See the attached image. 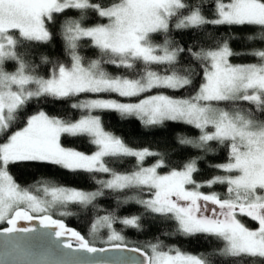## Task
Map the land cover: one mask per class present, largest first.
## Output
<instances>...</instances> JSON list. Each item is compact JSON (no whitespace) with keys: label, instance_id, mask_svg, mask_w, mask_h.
I'll return each instance as SVG.
<instances>
[{"label":"snow or ice","instance_id":"6c2138e0","mask_svg":"<svg viewBox=\"0 0 264 264\" xmlns=\"http://www.w3.org/2000/svg\"><path fill=\"white\" fill-rule=\"evenodd\" d=\"M205 8L213 15H204ZM68 10L78 15L63 17L56 34L68 62L53 61L37 49L55 46L48 25H55L56 16ZM92 13L107 23L87 25ZM170 26L203 30L209 44L193 41L185 47L172 38ZM205 26L252 27L256 32L245 36V41L264 44V0H112L107 5L93 0H0V224L10 225L0 235L29 233L32 229L17 227L18 221L42 214L40 223L56 229L51 235L68 237L66 242L50 241L42 251L20 238L7 241L0 254L4 264H59L57 255L110 250L138 253L142 258L136 264H219L222 258L264 264V50L237 52ZM157 35L160 41L155 40ZM89 47L98 50V58L83 54ZM182 53L193 63L182 64ZM241 55H250L257 62H230ZM9 63L15 66L12 70L6 67ZM106 65L123 72L110 73ZM197 65L202 82L192 95H145L154 89L192 88L201 74ZM41 66L49 68L47 77L37 71ZM82 94H95V98H80ZM113 94L124 100L111 98ZM136 97L143 98L133 101ZM56 101H70L69 107L81 115L73 120L71 113L58 117L42 108L24 115L29 103ZM102 112H115L122 120L135 118L145 129L163 127L165 122L192 126L200 135L189 138L178 134V143L202 155L172 161L157 151L133 149L105 130L97 114ZM18 124L23 126L10 132ZM62 137L86 138L95 151L85 154L65 147ZM220 147L227 149L228 160L209 167L223 174L197 181L198 160L217 154ZM150 157L157 159L145 165ZM106 158H112L113 166ZM121 158H134L130 172L115 169L116 164L125 162ZM16 164L53 165L72 173L110 178L93 175L99 186L95 191L49 189L45 185V198H41L22 188L10 174L9 166ZM161 168L168 171L161 173ZM216 185L226 186L223 198L216 191H201ZM106 190L123 193L120 204L133 203L152 218L173 223V230H165L163 235L185 240L213 237L220 248L204 258L162 241L146 245L150 253L128 247L114 225L140 229L141 217L137 215L119 218L109 211L99 216L91 224V241L53 219L54 209L69 204L95 207L94 202L104 197ZM72 215L59 212L61 217ZM241 216L256 222L258 228H248ZM102 229L107 230L106 239L99 236ZM96 242L109 247L93 246ZM61 248L69 251L61 252Z\"/></svg>","mask_w":264,"mask_h":264},{"label":"trees","instance_id":"16d2710c","mask_svg":"<svg viewBox=\"0 0 264 264\" xmlns=\"http://www.w3.org/2000/svg\"><path fill=\"white\" fill-rule=\"evenodd\" d=\"M93 2H99L102 4H109L112 0H93ZM211 5H209V8ZM205 8L204 15L212 16L213 13ZM78 13L72 10H68L63 14L56 16L57 23L55 25L49 24L48 27L51 29L54 39L51 46H41L37 50L39 52L45 53L50 60H56L67 63L68 58L65 56L64 49L62 47V42L57 38L56 34L59 28V22L63 17H75ZM91 18L85 21L87 25H95L97 23L104 24L107 21L103 18L97 17L94 13L90 14ZM208 32L214 33L216 36H222L225 40L230 43V46L237 52L245 49H257L264 50V44H252L245 41L244 37L247 35L254 34L256 29L248 26L244 27H232L231 29L227 26H221L217 28H211L205 26ZM172 38L179 44L187 47L192 44L193 41H199L200 43L207 46L209 41L205 38L203 30L189 29V30H176L170 26ZM231 36H236L238 39H231ZM156 41L161 40V36H155ZM84 43H88L85 41ZM98 50L89 47L83 54L88 58H98ZM182 64L188 65L192 64L193 61L186 53H182L179 57ZM231 60L238 64H248L256 63L257 59L250 55L233 56ZM38 62V61H37ZM8 70H12L15 66L11 63L6 65ZM106 70L110 73L117 74L123 72L122 69H117L112 66L106 65ZM197 70L201 72L200 76H197L195 83L192 88L185 89L181 91H170L167 89H154L152 93H146L145 95H152L155 93H166L174 97H183L185 95H192L199 84L202 82V70L199 69L197 65ZM39 73L47 77L49 75V68L47 66H41L37 69ZM102 95V94H101ZM95 94H82L80 98H91ZM104 96V94H103ZM111 98H116L119 100H124V98L117 97L113 94ZM143 97L132 98L133 101L142 99ZM70 101H56L50 102L48 104L36 105L34 102L29 103L24 115H29L38 110V108L44 109L49 115H56L58 117H67L71 113V118L73 120L77 119L81 113L76 110H72L69 107ZM227 107L226 105H224ZM101 115L102 123L106 131L112 132L114 135L121 137L127 145L136 150L149 149L152 151H157L163 153L166 157L172 161H187L189 158L199 157L202 153L198 150L191 148L190 146H182L178 143V134L186 135L189 138H196L200 135L199 131L192 126L183 125L174 122H165L163 127H154L145 129L142 127L141 123L135 118L121 119L119 115L115 112H102L97 113ZM264 119V116L261 117ZM22 124L16 125L14 128L10 129V132L17 130L22 127ZM6 138V137H5ZM0 142H3L0 140ZM61 143L65 147H69L85 154H92L95 151L94 146L87 142L86 138H61ZM228 151L225 147H220L217 154L209 155L204 160H198V167L200 171L195 174V179L197 181H208L217 174H223L218 172L214 167H209V165H215L219 163L226 162L228 160ZM112 158H106L109 161V166L111 164ZM125 162L116 164L114 167L120 172H130L132 166L135 165L134 158H121ZM157 157L146 158L145 165H152ZM179 166V165H177ZM10 174L13 175L14 179L18 184L27 189L31 194L37 195L38 197H43V187L47 185L49 189L53 187H72L77 190L84 191H95L99 186L94 182L92 176L94 175L96 179H107L110 178L106 174H88L84 172L72 173L68 170L61 169L59 166L53 165H10ZM162 173L168 171L167 168H161ZM39 189V191H37ZM205 193H211L213 191L219 192L222 195L226 191V186L216 185L213 188L203 187ZM124 198L123 193H113L106 190L105 196L98 198L93 206H88L84 208L83 206H77L69 204L68 206L54 209L52 214L53 219L61 220L66 224V227L79 231L86 239L91 241L90 236L91 224L95 220L109 211L115 212L119 218H131L133 215L140 216V229H134L131 227L123 226L119 223L115 224L114 227L119 231L124 237L125 242L128 247H137L143 249L146 253H150V248L146 245L157 243L162 241L168 246H178L182 251L187 254H196L204 258H207V254L210 251L220 248V244L217 242L216 238L197 236L195 239L185 240L179 236L170 237L168 235H163L162 232L165 230L171 231L174 228V224L171 222L162 223L160 218L157 216L152 218V214H148L145 210L138 205L130 203L128 205L120 204L119 201ZM60 211L72 212V216L61 217L59 216ZM42 216V215H41ZM242 222L250 229H257L258 225L256 222L251 221L247 217H239ZM9 227L7 223L0 224V230ZM99 236L103 239L107 238V230L102 229L99 232ZM93 246L103 248L109 247V245L96 242ZM219 264H241L239 260H230L229 258H222Z\"/></svg>","mask_w":264,"mask_h":264},{"label":"water","instance_id":"95a60500","mask_svg":"<svg viewBox=\"0 0 264 264\" xmlns=\"http://www.w3.org/2000/svg\"><path fill=\"white\" fill-rule=\"evenodd\" d=\"M41 218H34L33 220H20L17 223V227L32 229L29 233H16L13 236L0 235V254H2L4 245L7 241H13L17 238L23 241L35 245L41 251L49 246L50 241L66 242L68 237H56L51 235L56 231L54 227H45L40 223ZM10 227V225H9ZM1 229L0 232H3ZM75 247V244H73ZM99 248V247H98ZM68 249L61 248V252H68ZM142 257L136 252L131 251H117L110 250L107 252H98L96 254H89L84 251L75 252L72 251L68 255L59 256L55 259L59 264H136L138 259ZM0 264H4L3 260H0ZM11 264V262H9Z\"/></svg>","mask_w":264,"mask_h":264},{"label":"rangeland","instance_id":"374dc122","mask_svg":"<svg viewBox=\"0 0 264 264\" xmlns=\"http://www.w3.org/2000/svg\"><path fill=\"white\" fill-rule=\"evenodd\" d=\"M230 62H231V63H234L231 59H230ZM234 64H238V63H234ZM101 96H103V94H102ZM91 98H95V96H94V97H91ZM105 98H106V97H105ZM114 99H116V98H114ZM118 100H119V99H118ZM122 101H123V100H122ZM209 131H211V129H209ZM159 171H160V170H159ZM160 172H161V171H160ZM161 173H162V172H161ZM201 191L204 192V191H203V188H201ZM204 193H205V192H204ZM206 194H207V193H206ZM41 198H45V194H44L43 197H41ZM47 198L50 199V197H47ZM34 215H35V214H34ZM41 215H42V214L37 215L36 218H42Z\"/></svg>","mask_w":264,"mask_h":264}]
</instances>
